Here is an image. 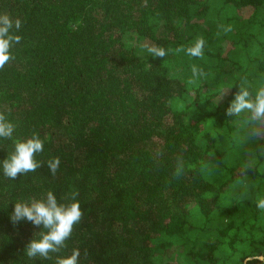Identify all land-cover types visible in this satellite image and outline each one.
<instances>
[{"label": "trees", "instance_id": "16d2710c", "mask_svg": "<svg viewBox=\"0 0 264 264\" xmlns=\"http://www.w3.org/2000/svg\"><path fill=\"white\" fill-rule=\"evenodd\" d=\"M3 13L22 39L0 69L15 125L0 138V264L74 250L77 264H264L245 263L264 257V124L227 114L242 88H264V0H0ZM33 133L40 167L8 178ZM49 192L65 206L76 194L83 215L57 251L29 257L49 230L11 216Z\"/></svg>", "mask_w": 264, "mask_h": 264}, {"label": "clouds", "instance_id": "9594fccd", "mask_svg": "<svg viewBox=\"0 0 264 264\" xmlns=\"http://www.w3.org/2000/svg\"><path fill=\"white\" fill-rule=\"evenodd\" d=\"M21 28V21L19 19L13 20L9 14H0V69L14 59L11 51L14 44H19L22 37L15 34ZM204 40L197 39L195 45L187 49L190 56L199 57L202 55V46ZM149 52L156 56H165L163 49L149 48ZM247 110L251 113L250 119L254 122L264 124V88H261L253 100L250 93L246 89H241L240 93L235 96V100L227 110L228 115H239ZM15 131V125L9 121L4 112L0 111V138H11ZM258 134L260 133L258 131ZM44 149V141L33 133L32 137L20 141L17 140L14 147L13 154L9 159L3 162V173L10 179H16L18 174H24L35 171L40 164L35 159V155L42 152ZM60 158L54 157L48 162V167L53 176L56 175L59 166ZM73 200L70 205L57 204L55 196L49 192L47 200L36 201L28 204L17 203L14 207V212L11 216L13 223L21 220H27L34 226H43L49 231L47 234H42V238L38 241H32L27 247V255L34 257L40 255L48 257L50 252H55L62 246L66 239L72 233L73 226L77 224L83 213L78 201ZM260 208H264V200H260ZM80 253L74 250L72 255L66 259H60L58 264H77Z\"/></svg>", "mask_w": 264, "mask_h": 264}, {"label": "rangeland", "instance_id": "374dc122", "mask_svg": "<svg viewBox=\"0 0 264 264\" xmlns=\"http://www.w3.org/2000/svg\"><path fill=\"white\" fill-rule=\"evenodd\" d=\"M250 13L251 10H246L245 12L241 13L240 16L244 18L249 16ZM208 48L214 53L225 55L230 50L231 45L226 43L224 39H215L209 43Z\"/></svg>", "mask_w": 264, "mask_h": 264}, {"label": "water", "instance_id": "95a60500", "mask_svg": "<svg viewBox=\"0 0 264 264\" xmlns=\"http://www.w3.org/2000/svg\"><path fill=\"white\" fill-rule=\"evenodd\" d=\"M252 259H257V260H259V261L264 262V257H256V258H248V259H246V260H245V263L248 262V261H250V260H252Z\"/></svg>", "mask_w": 264, "mask_h": 264}]
</instances>
